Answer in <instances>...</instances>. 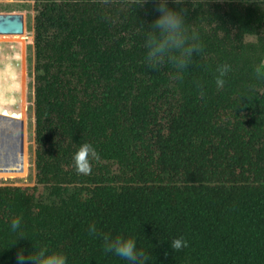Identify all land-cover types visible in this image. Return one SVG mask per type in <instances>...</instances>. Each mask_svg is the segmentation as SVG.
Here are the masks:
<instances>
[{
    "label": "trees",
    "instance_id": "trees-1",
    "mask_svg": "<svg viewBox=\"0 0 264 264\" xmlns=\"http://www.w3.org/2000/svg\"><path fill=\"white\" fill-rule=\"evenodd\" d=\"M32 1L36 182L0 184V264L41 249L67 264H129L105 251L118 236L145 264H264V0H169L195 50L159 63L147 45L152 0ZM23 16L0 23V40L21 42L20 60ZM19 73H0V101L18 102L0 108V138L11 141L27 113ZM21 140L19 166L0 174L29 172ZM83 144L99 157L89 174L73 160ZM174 239L186 247L174 251Z\"/></svg>",
    "mask_w": 264,
    "mask_h": 264
},
{
    "label": "clouds",
    "instance_id": "clouds-1",
    "mask_svg": "<svg viewBox=\"0 0 264 264\" xmlns=\"http://www.w3.org/2000/svg\"><path fill=\"white\" fill-rule=\"evenodd\" d=\"M149 0H139L140 7H143ZM155 3V10L159 16L152 22L151 29L155 30L148 34L147 45L149 47V57L156 63L162 62L163 54L169 50L184 49L187 55H191L195 50V46L185 49L186 29L184 27L185 20L183 9L174 10L169 7V0H152ZM174 4L183 5L185 0H172ZM184 60H180L183 66ZM227 72V67L221 69V77ZM216 84L218 88H222L224 80L217 78ZM98 159L95 149L89 144H83L74 154L73 160L78 174H89L91 172V159ZM20 225V219L12 220V229L16 230ZM186 247V243L182 239H174L171 242V248L179 251ZM105 251L113 252L115 255L128 261L129 264H145L148 256L137 250L136 243L133 239L116 237L115 239H105ZM17 264H67V258L60 252H48L47 249H41L38 253L25 255L21 250L17 253Z\"/></svg>",
    "mask_w": 264,
    "mask_h": 264
},
{
    "label": "rangeland",
    "instance_id": "rangeland-1",
    "mask_svg": "<svg viewBox=\"0 0 264 264\" xmlns=\"http://www.w3.org/2000/svg\"><path fill=\"white\" fill-rule=\"evenodd\" d=\"M23 14V22L20 21V25H23V34L25 36V50L22 52L23 60L16 57V54L21 52V42L14 40H0V73L8 65H13L18 70L20 69L21 74L24 70V81L22 82V89L24 92L25 106H26V117L25 119H19L17 128L20 132L21 137L25 143L26 133L28 136V147L30 154V170L26 175L14 176V175H2L0 174V184H15V185H26L34 184L36 182V123H35V10L34 1L32 0H0V23L12 22L11 15ZM14 22V20H13ZM24 62L21 66V62ZM23 68V70L21 69ZM264 72V61L261 67ZM5 77L0 76V81H3ZM4 84L0 83V96L3 94ZM1 100V99H0ZM1 111H13L15 108L18 109V102L5 103L0 101ZM5 107V109H4ZM8 107V108H7ZM7 118V117H4ZM14 120V119H12ZM6 123L4 126L1 124V131L6 132ZM27 129V130H26ZM3 132V133H4ZM7 133V132H6ZM6 140L9 138L6 136Z\"/></svg>",
    "mask_w": 264,
    "mask_h": 264
},
{
    "label": "water",
    "instance_id": "water-1",
    "mask_svg": "<svg viewBox=\"0 0 264 264\" xmlns=\"http://www.w3.org/2000/svg\"><path fill=\"white\" fill-rule=\"evenodd\" d=\"M2 124L4 125L8 123L7 118L1 119ZM1 131V130H0ZM3 133V132H2ZM1 133V134H2ZM6 136L0 138V147L5 143L6 146H2L3 149H0V167H18L19 166V156L22 144V137L20 132H18V136L14 137V140L11 141L10 136L9 140H6ZM1 147V148H2Z\"/></svg>",
    "mask_w": 264,
    "mask_h": 264
},
{
    "label": "crops",
    "instance_id": "crops-1",
    "mask_svg": "<svg viewBox=\"0 0 264 264\" xmlns=\"http://www.w3.org/2000/svg\"><path fill=\"white\" fill-rule=\"evenodd\" d=\"M3 126H4V125H3ZM0 130H1V129H0ZM3 132H4V131H3ZM3 145H4V144H3ZM3 145H2V146H3ZM2 146H1V147H2ZM4 146H6V143H5ZM1 147H0V149H3V147H2V148H1ZM19 157H20V156H19ZM0 168H15V167H0Z\"/></svg>",
    "mask_w": 264,
    "mask_h": 264
}]
</instances>
